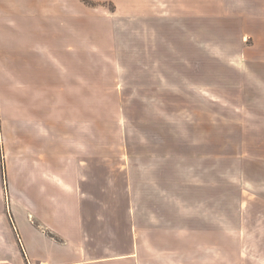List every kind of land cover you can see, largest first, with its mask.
Segmentation results:
<instances>
[{"label": "rangeland", "instance_id": "1", "mask_svg": "<svg viewBox=\"0 0 264 264\" xmlns=\"http://www.w3.org/2000/svg\"><path fill=\"white\" fill-rule=\"evenodd\" d=\"M2 1L0 26L35 18ZM80 1L87 151L102 154L104 172L135 165L136 180L176 181L204 202L208 194L216 243L264 246V53L249 36L264 0H153L151 11L144 0ZM48 25L28 34L46 53Z\"/></svg>", "mask_w": 264, "mask_h": 264}, {"label": "crops", "instance_id": "2", "mask_svg": "<svg viewBox=\"0 0 264 264\" xmlns=\"http://www.w3.org/2000/svg\"><path fill=\"white\" fill-rule=\"evenodd\" d=\"M23 5L31 24L0 26V264H264L263 245L215 242L208 194L204 202L176 181L136 180L135 165L103 171L86 144V6L18 0L13 9ZM254 13L260 27L249 36L264 53V10ZM44 19L47 53L28 38Z\"/></svg>", "mask_w": 264, "mask_h": 264}]
</instances>
